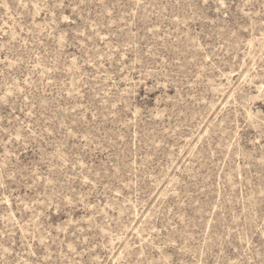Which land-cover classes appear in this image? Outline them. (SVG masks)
<instances>
[{"label": "rangeland", "instance_id": "rangeland-1", "mask_svg": "<svg viewBox=\"0 0 264 264\" xmlns=\"http://www.w3.org/2000/svg\"><path fill=\"white\" fill-rule=\"evenodd\" d=\"M0 264H264V0H0Z\"/></svg>", "mask_w": 264, "mask_h": 264}]
</instances>
